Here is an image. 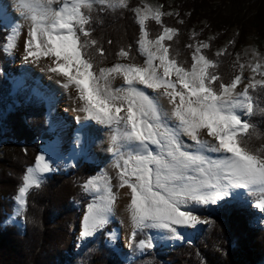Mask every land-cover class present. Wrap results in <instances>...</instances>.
Returning <instances> with one entry per match:
<instances>
[{"label": "snow or ice", "instance_id": "obj_1", "mask_svg": "<svg viewBox=\"0 0 264 264\" xmlns=\"http://www.w3.org/2000/svg\"><path fill=\"white\" fill-rule=\"evenodd\" d=\"M130 3L17 0L28 21L23 60L43 61V70L74 93L85 120L113 130L110 151L116 159L118 184L114 186L107 174L84 183L82 187L94 199L82 218L81 239L95 236L110 223L119 198L114 187L130 190L133 242L146 229L164 230L169 239L185 241L180 229L213 223L200 213L201 208L220 205L239 189L257 197L255 207L264 212V144L250 143L253 135L264 139V132L251 119L255 110L264 112L259 104L264 94V53L253 49L247 61L236 53L235 71L225 80L219 58L231 55L228 48L213 55L205 51L211 49L215 37L198 40L201 33L193 29L192 43L186 45L191 49L190 60H180L171 42L181 30L163 20L179 17V11H165L163 4L147 0L135 7ZM117 10L134 14L140 32L136 51L144 57L142 63L137 62L132 45H127L119 49L111 66H102L107 50L93 35V14ZM149 21L161 29L153 38ZM177 23L184 24V20ZM21 35L22 28H14L0 50L15 51ZM117 78L123 84L114 88ZM53 170L43 154L26 169L15 196V216L24 215L32 190L40 189L45 174ZM137 246L143 252L155 244L149 235Z\"/></svg>", "mask_w": 264, "mask_h": 264}, {"label": "trees", "instance_id": "obj_2", "mask_svg": "<svg viewBox=\"0 0 264 264\" xmlns=\"http://www.w3.org/2000/svg\"><path fill=\"white\" fill-rule=\"evenodd\" d=\"M159 2L165 11L178 10L180 13L179 17L163 18L165 24L181 30L179 37L171 42L174 51L179 52L180 60H190L191 49L186 45L192 43L193 29L201 33L196 37L198 40L215 37L211 49L205 50L210 55L228 48L231 55L219 58L225 80L230 79L235 71V54L241 51L247 21L260 19V26H264L261 18L264 0ZM139 4L140 0H131L130 7ZM93 15L96 18L93 35L101 39L107 50L104 65L117 60L116 53L127 45H132L137 62H143L144 57L136 51L139 26L131 11ZM178 19H183L184 24H178ZM235 24L239 26L238 32L228 37L229 29ZM148 27L150 38L161 30L153 21L148 22ZM9 33L10 28L0 20V45ZM10 70L11 58L0 50V138L5 139L4 152L0 156V264H259L264 261V212L258 224L251 223L255 213L240 201L217 205L208 217L213 223L195 229L191 240L174 242L169 247L158 245L141 253L137 242L147 239L151 230L138 232L137 242L130 239L131 258L128 261L108 243V233L117 226L116 220L110 221L105 229L74 251L76 221L92 200L82 186L101 171L98 163L84 160V157H79L71 165H65L64 160L54 163V170L43 178L42 187L32 190L28 209L19 216L22 225H4L5 214L11 213L13 198L26 169L35 163L44 140L55 135L49 130L48 109L43 99L31 95L30 88L11 93ZM259 104L264 108V94H261ZM251 119L264 132V112L255 110ZM250 143L259 147L264 144V139L253 135Z\"/></svg>", "mask_w": 264, "mask_h": 264}, {"label": "rangeland", "instance_id": "obj_3", "mask_svg": "<svg viewBox=\"0 0 264 264\" xmlns=\"http://www.w3.org/2000/svg\"><path fill=\"white\" fill-rule=\"evenodd\" d=\"M147 3L153 5L160 4L159 0H147ZM171 3L172 2L170 1L169 5H171ZM23 18L24 16L21 14V10L19 9L16 0H0V20L10 28V33L14 29L12 24H17L18 26L16 28H22V34L27 37L28 21ZM261 18L264 21V12L261 14ZM261 22L262 21H260V19H252L248 20L246 23L243 45L240 51L242 61H247L250 59V55L253 49H257L259 52L264 53V26H260ZM238 29L239 26H237V24L231 26L228 32V37L236 34L238 32ZM8 55L11 58V70L9 73L10 80L12 81L13 79H27V83H24L23 87H21V90L24 89L26 84L32 85L34 87H36L37 85L36 92L45 93L44 100L46 101L48 109V124L50 126V131L55 135L52 139L44 140L36 158L39 155L43 154L52 165L54 163H58L61 160L65 161V165H71L79 157H84L86 158V160L96 162L100 165L101 171L97 176L107 174L112 178L113 185H117L118 169L115 167L116 159L112 151H110V149L112 148L113 130L94 121L85 120L83 118L84 114L77 110L78 101L75 99L74 93L65 90L61 86V84L57 83L56 80L52 78L51 73L43 70L45 66L43 61L40 64H30L25 62L23 60V42L19 43L17 49L11 53H8ZM115 61L102 66H111ZM245 74L250 75L249 70L246 69ZM259 78L260 77H257V79ZM122 84L123 81L117 78L113 82V87L118 88ZM148 91L151 93V90ZM11 92L13 93L12 90ZM52 105L55 106V112L53 113V117L51 118L50 112ZM2 125L4 127V124ZM2 131H4V128L1 129V132ZM79 135H81V139L79 138ZM78 138L80 142L78 141ZM184 139L186 143H190L187 137H185ZM4 142L5 139L0 138V156L4 152ZM73 153L75 154V156L72 159L71 154ZM34 164L32 166H34ZM113 190L119 194V198L110 221L116 220L117 226L108 233V243L114 249H116L121 258L128 261L131 258L130 235L133 230L130 212L128 211V205L131 199L129 195L130 190L127 187H114ZM87 193L91 195L93 200L94 194L90 192ZM237 193V195L229 197L228 199H235L236 201H240L243 205L248 206L255 213V217H251L250 222L258 224L257 221L260 220L262 212L255 207V203L257 201L249 199L250 197L246 190L239 189L237 190ZM15 196L13 198L11 213L5 214L6 218L4 220V225L8 223H15L20 226L22 225V220L20 219V217L15 216V209L18 207L15 201ZM251 196L253 197L254 195L251 194ZM124 200H126L127 202ZM86 209L87 206H85L81 211L82 215ZM212 211L213 206H207L206 208L200 209V213L207 218ZM81 214L76 221V229L73 236L74 248L78 247V245H80L84 241L92 238L90 237L87 239H82L78 244L76 243L77 234L81 229ZM201 226L205 225H200L197 228ZM150 230V234L153 238V243L155 244V246L163 245L165 247H169L177 241L174 239H169V234L164 230ZM194 230L195 229L191 228L180 229L186 239H192L191 233ZM259 264H264V261Z\"/></svg>", "mask_w": 264, "mask_h": 264}, {"label": "built area", "instance_id": "obj_4", "mask_svg": "<svg viewBox=\"0 0 264 264\" xmlns=\"http://www.w3.org/2000/svg\"><path fill=\"white\" fill-rule=\"evenodd\" d=\"M27 79H13L12 80V91L13 93H16L19 89H21V87H23L24 83H27ZM28 84L25 85V87L27 86ZM36 89H37V85L36 87L32 86V94L35 95L37 98H40V99H45L44 96H45V93L44 92H36ZM44 89V88H42ZM45 91V90H44ZM12 93V92H11ZM48 98V97H47ZM9 108H11V106L9 105ZM261 221V216H260V220L257 221L260 222Z\"/></svg>", "mask_w": 264, "mask_h": 264}, {"label": "bare ground", "instance_id": "obj_5", "mask_svg": "<svg viewBox=\"0 0 264 264\" xmlns=\"http://www.w3.org/2000/svg\"><path fill=\"white\" fill-rule=\"evenodd\" d=\"M17 1V0H16ZM21 17V16H20ZM22 18V17H21ZM23 19H25V18H23ZM22 20V19H21ZM12 26L14 27V28H16L18 25L17 24H12ZM27 37H25L23 34L21 35V37H20V42L19 43H21V42H23L24 43V41H25V39H26ZM55 112V106H53L52 105V107H51V112H50V116H51V118L53 117V113ZM79 138L81 139V135H79ZM79 138H78V141L80 142V140H79ZM71 156H72V159H73V157L75 156V154L73 153V154H71ZM125 198V197H124ZM124 201H126V200H124ZM127 202V201H126ZM129 211V210H128ZM85 213H86V210H85V212L83 213V215H82V218H83V216L85 215ZM129 213V212H128ZM81 229H82V219H81ZM81 229H80V231H79V233L77 234V238H76V243L78 244L82 239H81V236H80V233H81Z\"/></svg>", "mask_w": 264, "mask_h": 264}, {"label": "water", "instance_id": "obj_6", "mask_svg": "<svg viewBox=\"0 0 264 264\" xmlns=\"http://www.w3.org/2000/svg\"><path fill=\"white\" fill-rule=\"evenodd\" d=\"M46 176V175H45ZM44 176V177H45ZM43 177V178H44ZM233 201H236L235 199H227L226 201H224V202H233ZM217 205H215V206H213V209L216 207ZM82 215V214H81ZM80 218H81V216H80ZM94 237V236H93ZM176 243H182V241H176ZM79 246V245H78ZM78 247H76V248H74V246H73V250L75 251L76 249H77Z\"/></svg>", "mask_w": 264, "mask_h": 264}, {"label": "crops", "instance_id": "obj_7", "mask_svg": "<svg viewBox=\"0 0 264 264\" xmlns=\"http://www.w3.org/2000/svg\"><path fill=\"white\" fill-rule=\"evenodd\" d=\"M91 162H92V161H91ZM249 197H250L249 199H252V200H254V201H257V197H255V196L252 197L251 194H249Z\"/></svg>", "mask_w": 264, "mask_h": 264}]
</instances>
